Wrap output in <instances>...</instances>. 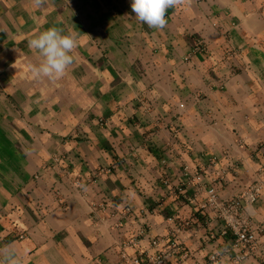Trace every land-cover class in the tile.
<instances>
[{"label":"crops","instance_id":"crops-1","mask_svg":"<svg viewBox=\"0 0 264 264\" xmlns=\"http://www.w3.org/2000/svg\"><path fill=\"white\" fill-rule=\"evenodd\" d=\"M53 27L74 62L38 79L27 42ZM255 187L264 0H177L163 29L131 0H0V264H154L175 238L164 264H264ZM234 199L251 245L220 215Z\"/></svg>","mask_w":264,"mask_h":264},{"label":"clouds","instance_id":"clouds-1","mask_svg":"<svg viewBox=\"0 0 264 264\" xmlns=\"http://www.w3.org/2000/svg\"><path fill=\"white\" fill-rule=\"evenodd\" d=\"M177 0H131L135 18L152 29H163L167 24V13L174 8ZM87 35V34H85ZM79 35L75 32L64 34L55 27L39 32L27 42L42 58L36 65H30L31 74L38 78L58 80L74 62L72 55L78 46Z\"/></svg>","mask_w":264,"mask_h":264},{"label":"built area","instance_id":"built-area-1","mask_svg":"<svg viewBox=\"0 0 264 264\" xmlns=\"http://www.w3.org/2000/svg\"><path fill=\"white\" fill-rule=\"evenodd\" d=\"M201 178V176L197 177L198 180H201ZM211 194H213L212 197L215 196L213 190ZM214 199H216V197H214ZM244 200L246 205L252 207L261 200H264V195L259 187H255L250 192L246 193ZM241 201L240 199H234L222 204L220 215L224 219L225 224L237 235L239 245H251L256 240L257 228L254 227L250 219L243 213ZM155 244H158V242ZM180 245L181 243L177 238L170 241L161 254L155 258L154 264H164L166 256L171 253H179L181 250ZM182 257L186 259L188 257L187 253L183 252ZM219 262L218 256L212 257L211 264H219ZM135 263L139 264L140 262L135 260Z\"/></svg>","mask_w":264,"mask_h":264}]
</instances>
